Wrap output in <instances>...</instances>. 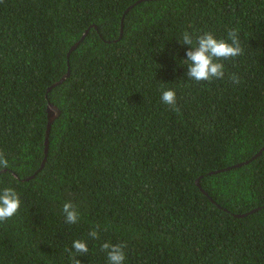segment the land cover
Returning a JSON list of instances; mask_svg holds the SVG:
<instances>
[{"label":"trees","instance_id":"16d2710c","mask_svg":"<svg viewBox=\"0 0 264 264\" xmlns=\"http://www.w3.org/2000/svg\"><path fill=\"white\" fill-rule=\"evenodd\" d=\"M139 1L0 0V190L22 201L0 222V264H74L77 239L80 264H108L106 242L126 244L125 264H264V150L251 161L264 147V0ZM235 29L244 54L220 61L224 78L189 80L183 33ZM49 103L61 115L47 162L24 181L45 159Z\"/></svg>","mask_w":264,"mask_h":264},{"label":"clouds","instance_id":"9594fccd","mask_svg":"<svg viewBox=\"0 0 264 264\" xmlns=\"http://www.w3.org/2000/svg\"><path fill=\"white\" fill-rule=\"evenodd\" d=\"M183 45L190 47L186 52L187 59L183 62L187 64V76L189 80L196 82L209 81L213 79H223L225 76L224 64L220 61L232 59L244 54L241 46L239 30H229L227 39H217L213 33L207 32L201 35L194 43L193 37L189 32L182 35ZM231 80L234 84L241 81L236 74H232ZM161 99L163 103L171 106L173 111H179L177 107L176 92L172 89L164 90ZM10 167L5 153L0 150V172ZM22 206V201L15 189L8 187L0 190V222H6L14 217ZM62 215L67 224H78L81 220V214L78 206L67 201L62 206ZM99 225L89 231L88 235L93 240L100 239ZM126 244L103 243L101 251L105 252L108 264H125ZM75 249V252L72 251ZM68 251L74 258V264H80L76 259L77 255H87L89 253L88 241L77 239L73 241L71 249Z\"/></svg>","mask_w":264,"mask_h":264},{"label":"water","instance_id":"95a60500","mask_svg":"<svg viewBox=\"0 0 264 264\" xmlns=\"http://www.w3.org/2000/svg\"><path fill=\"white\" fill-rule=\"evenodd\" d=\"M144 1H154V0H140L137 4L142 3V2H144ZM155 1H159V0H155ZM130 8H133V7H130ZM127 12H128V11H127ZM123 27H124V25L122 24V30H121L122 33H121V37L123 36ZM87 33H88V31L84 34V36L82 37V40L85 38V36H86ZM79 44H80V42H77V43H76V44L70 49V51H69V53H68V58H70L71 53H72V52H73V51L79 46ZM69 77H70V70H68V73H67L65 76H63V77L61 78L60 81L56 82L55 84H53V85L48 89V93H49L53 88H55L56 86H59V85L63 84V83L69 78ZM47 113H48V124H47V130H46V138H45V159H44V161H43V163H42V165H41L39 171H38L37 173H35L33 176L29 177L28 179H25L24 181H30V180H33V179L37 176V174L40 173V172L44 169V167H45V165H46L47 157H48V152H49V138H50V134H51L52 126H53L55 120H56L57 118L60 117V115H61V110H60L59 108L55 107L53 104L49 103V105H48V109H47ZM263 150H264V147H263V149H262V150H261V151H260L255 157H253V159H252L251 161H253V160H255L256 158H258V157L261 155V153H262ZM247 164H249V162L240 163V164L234 165V166H232V167H228V168H226V169L217 170V171L213 172V174L224 173V172L230 171V170L235 169V168H240V167H242V166H244V165H247ZM3 172H4V171H3ZM197 185L200 186V184H199V180L197 181ZM203 192H204V191H203ZM204 193H205V192H204ZM205 194H206V193H205ZM253 212H255V211H253ZM253 212H251V213H253Z\"/></svg>","mask_w":264,"mask_h":264}]
</instances>
